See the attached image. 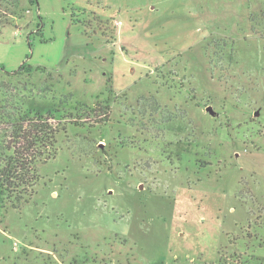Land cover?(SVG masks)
<instances>
[{
  "label": "rangeland",
  "instance_id": "rangeland-1",
  "mask_svg": "<svg viewBox=\"0 0 264 264\" xmlns=\"http://www.w3.org/2000/svg\"><path fill=\"white\" fill-rule=\"evenodd\" d=\"M22 6L0 90L84 118L0 209V264H264V0Z\"/></svg>",
  "mask_w": 264,
  "mask_h": 264
},
{
  "label": "trees",
  "instance_id": "trees-1",
  "mask_svg": "<svg viewBox=\"0 0 264 264\" xmlns=\"http://www.w3.org/2000/svg\"><path fill=\"white\" fill-rule=\"evenodd\" d=\"M21 12L25 13L22 0H0V28L15 26ZM74 23L81 22L74 20ZM26 67L24 64L15 72L0 69L17 78ZM70 102L61 101L59 106L39 105L33 95L20 97L12 89L0 90V209L19 210L34 196L41 179L39 166L57 156V137L66 124L61 127V122L84 118L71 108Z\"/></svg>",
  "mask_w": 264,
  "mask_h": 264
},
{
  "label": "water",
  "instance_id": "water-1",
  "mask_svg": "<svg viewBox=\"0 0 264 264\" xmlns=\"http://www.w3.org/2000/svg\"><path fill=\"white\" fill-rule=\"evenodd\" d=\"M207 111H209L211 113V115L215 116V112L213 111L212 107H208ZM258 116V114H257Z\"/></svg>",
  "mask_w": 264,
  "mask_h": 264
}]
</instances>
